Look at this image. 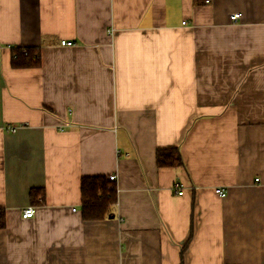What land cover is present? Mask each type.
I'll use <instances>...</instances> for the list:
<instances>
[{
    "label": "crops",
    "instance_id": "crops-1",
    "mask_svg": "<svg viewBox=\"0 0 264 264\" xmlns=\"http://www.w3.org/2000/svg\"><path fill=\"white\" fill-rule=\"evenodd\" d=\"M0 208V264H264V0H0Z\"/></svg>",
    "mask_w": 264,
    "mask_h": 264
},
{
    "label": "trees",
    "instance_id": "trees-1",
    "mask_svg": "<svg viewBox=\"0 0 264 264\" xmlns=\"http://www.w3.org/2000/svg\"><path fill=\"white\" fill-rule=\"evenodd\" d=\"M210 0H191L194 6L204 5ZM23 50L25 52H23ZM11 65L17 68L39 66L40 55L30 48H12ZM156 167H174L182 164V157L177 147H159L155 151ZM81 215L83 220H103L114 215L116 204V187L106 175H86L80 178ZM29 201L33 204L44 202V189L32 187L29 191ZM5 226L4 209L0 208V228ZM188 242V241H187ZM186 242V244H187ZM186 244L181 248V256Z\"/></svg>",
    "mask_w": 264,
    "mask_h": 264
},
{
    "label": "built area",
    "instance_id": "built-area-1",
    "mask_svg": "<svg viewBox=\"0 0 264 264\" xmlns=\"http://www.w3.org/2000/svg\"><path fill=\"white\" fill-rule=\"evenodd\" d=\"M229 17L233 20V21H236L237 19H239V17H240V15H239V13L238 12H231L230 14H229ZM61 44L62 45H70V44H72V42L71 41H61ZM23 52H25L24 50H23ZM115 179V175L114 174H111V175H109L108 176V180L109 181H113ZM173 190H174V193H176V194H181L182 193V190H181V187L179 186V184H175L174 185V187H173ZM214 192H215V194L216 195H220V196H225V192H224V190L223 189H221V188H217V189H215L214 190ZM33 211H34V209H33V207L32 206H28V207H26V208H24L23 209V211H22V213H21V217H24V218H29V217H31L32 216V214H33Z\"/></svg>",
    "mask_w": 264,
    "mask_h": 264
}]
</instances>
